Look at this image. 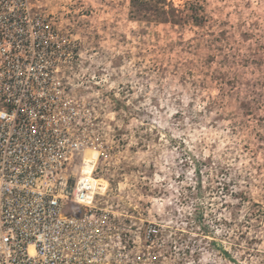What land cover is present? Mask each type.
<instances>
[{"label": "rangeland", "instance_id": "374dc122", "mask_svg": "<svg viewBox=\"0 0 264 264\" xmlns=\"http://www.w3.org/2000/svg\"><path fill=\"white\" fill-rule=\"evenodd\" d=\"M33 3L76 43L101 206L159 230L145 264H264V0Z\"/></svg>", "mask_w": 264, "mask_h": 264}, {"label": "built area", "instance_id": "2783aa9c", "mask_svg": "<svg viewBox=\"0 0 264 264\" xmlns=\"http://www.w3.org/2000/svg\"><path fill=\"white\" fill-rule=\"evenodd\" d=\"M55 19L0 0V264H145L159 230L128 231L101 206L97 165L84 174L95 146L65 73L77 46Z\"/></svg>", "mask_w": 264, "mask_h": 264}, {"label": "bare ground", "instance_id": "6f19581e", "mask_svg": "<svg viewBox=\"0 0 264 264\" xmlns=\"http://www.w3.org/2000/svg\"><path fill=\"white\" fill-rule=\"evenodd\" d=\"M85 162L83 165V171L84 174L87 176L92 175V172L94 171L95 166L97 165L96 160L94 159V149H87L84 155ZM100 179H97L94 181V183L98 186V191L102 193L103 185Z\"/></svg>", "mask_w": 264, "mask_h": 264}]
</instances>
